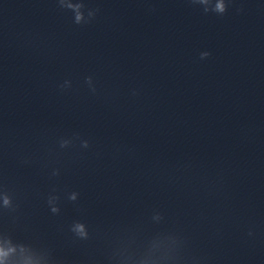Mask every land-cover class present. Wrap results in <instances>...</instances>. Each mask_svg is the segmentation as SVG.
<instances>
[{
	"label": "clouds",
	"instance_id": "1",
	"mask_svg": "<svg viewBox=\"0 0 264 264\" xmlns=\"http://www.w3.org/2000/svg\"><path fill=\"white\" fill-rule=\"evenodd\" d=\"M193 2L194 3L200 2V3L207 4L208 3V0H193ZM74 7L76 9L75 23H77V24L87 23L91 18H93L95 16V11H90L88 13L89 18L87 20H85L84 15H83V12L80 11V9H82V8L85 7V5L82 2V0H81V3L75 5ZM211 10H213V11L219 13V14H224L227 11V4L224 2V0H219V2H217L215 4L214 9H211ZM204 11L205 12H208L209 9L208 8H205ZM209 55H210L209 52H202L200 54V58L201 59H205ZM86 82L91 86L92 85V78L91 77H87L86 78ZM65 83L68 84L69 82L66 81ZM92 90L94 92L95 91V88L93 87ZM69 144H70L69 141L68 140H65V139H62L60 141V147L61 148L67 147ZM81 144H82V147H84V148H87L89 146V142L87 140H83L81 142ZM52 175L53 176L59 175V171L58 170H54L53 173H52ZM77 198H78V193H76V192H72V193H70L68 195V199L71 200V201H76ZM58 200H59V197L56 196V195H49V197H48V201L47 202L50 205V211L53 214H57L60 211V208L57 206ZM2 201H3V207L4 208H11L12 207V197L8 194L7 191H3ZM72 230L74 232H76L78 235H80L81 237H84V236L87 235V233L85 231V226H84L83 223L76 222L73 225V229Z\"/></svg>",
	"mask_w": 264,
	"mask_h": 264
}]
</instances>
